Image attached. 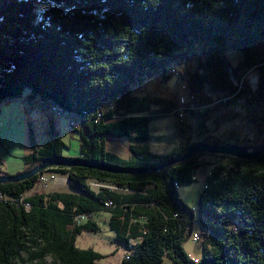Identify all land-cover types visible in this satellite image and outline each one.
I'll return each instance as SVG.
<instances>
[{
    "label": "trees",
    "instance_id": "trees-1",
    "mask_svg": "<svg viewBox=\"0 0 264 264\" xmlns=\"http://www.w3.org/2000/svg\"><path fill=\"white\" fill-rule=\"evenodd\" d=\"M262 39L264 0H0V103L26 90V101L33 106L50 111V105L57 104L66 115L89 111L83 125L73 128L79 132V156L64 155L66 143L54 114L48 119L50 138L40 147L29 122L32 150L24 156L28 167L45 157L62 156L149 169L180 156L192 141L164 154L152 150L149 124L173 113L178 101L136 95L130 81L155 72L167 80L174 75L169 71L173 63L193 56L195 68L182 72L191 90L202 94L206 88L210 101L213 93L224 95L209 108L185 112L197 120L195 139L256 143L233 131L228 132L233 140L222 139L209 124L239 117L241 109L230 106L243 98L253 112L249 120L264 132V54L253 55V45ZM227 49L240 50L242 60L232 63ZM253 69L256 88L243 78ZM234 78L243 81L236 85ZM112 101L114 106L98 117L96 106ZM116 109L125 115L115 117ZM106 135H127L131 156L108 151ZM203 154L137 174L54 166L66 174L71 187L67 191L27 194L43 171L22 181L1 182L0 191L25 196L32 206L0 201V264L21 261L23 250L42 263L52 254L54 264H102L100 251L77 246V234L97 231L98 223L88 219L70 227L75 213L99 209L110 211L117 242L133 251L120 264H161L165 255L174 264H264V153L249 160L209 153L217 160L195 212L176 183L196 180L197 168L209 162ZM224 157H232L233 165L221 161ZM95 180L112 186L93 188L90 181ZM109 198L114 205L105 208ZM197 217L206 230L203 256L196 260L186 253L184 242Z\"/></svg>",
    "mask_w": 264,
    "mask_h": 264
},
{
    "label": "rangeland",
    "instance_id": "rangeland-1",
    "mask_svg": "<svg viewBox=\"0 0 264 264\" xmlns=\"http://www.w3.org/2000/svg\"><path fill=\"white\" fill-rule=\"evenodd\" d=\"M253 48V55L255 57L260 56L262 53L264 54V39L255 43ZM226 54L228 55V59L232 61L235 65L241 61V57L243 56L242 52L236 49H227ZM179 64V63H178ZM196 61L194 57L188 56L186 59H183L182 63L179 64L180 71H184L187 68L192 69L195 68ZM243 78L248 80V83L253 85L254 79L252 82V78L255 76V69L247 70L244 72ZM254 76V77H253ZM235 80V78H234ZM176 74L169 77V79L165 80L162 77L161 72H155L153 75H148L146 77L137 78L135 77L130 81L131 86L133 88V92L136 95L140 94H148L150 97H154L156 95L162 96L165 99L174 100L177 103L179 96V82ZM252 82V83H251ZM239 84V82H237ZM252 88V87H251ZM208 92L206 89L202 91L201 99L206 102H209ZM28 95V91L23 90V95L21 97L14 98V100H8L0 103V169L7 171L9 174L16 173L19 171H23L26 169L27 164L24 162V156L26 153H29L32 150V145L30 141V136H28L29 132V122L32 123L34 128V135L36 137L38 147L42 146L49 138V122L48 119L51 118L52 113L49 109L45 107H38V105H32L33 102L26 101V97ZM224 97V95L220 94H212L210 98H212V105L216 99ZM36 99L40 102L38 96ZM205 103V102H204ZM205 105L203 106V108ZM232 109L240 108L241 109V117H237L236 119H232L235 126L239 125V132L235 134L239 137H246L252 139V141L257 142L261 141L264 136V132L260 133L257 127V123L251 119V113H253L248 107L246 102L237 101V103L232 104ZM160 108V109H159ZM202 108V109H203ZM153 109L161 110V106L154 105ZM115 117L125 115L122 110L116 109ZM187 116H185L184 121L180 124L178 121L177 115L174 113H168L167 115H161L160 117H156L149 124L151 127L152 137L150 138V146L152 150L159 153H166V151H170L174 148L179 149L183 144H186L188 140L194 142L195 138H197V120L193 118L190 112H187ZM68 114V113H67ZM57 120V127L60 131V136L64 139L66 145L62 148L65 156H79V148H80V138L79 132L76 129H73L66 122L65 115L56 114L54 116ZM246 118L247 120H243ZM225 121L221 125L216 124L215 122L210 121L209 127L212 130V133L217 134L222 139L225 140H233L228 137L227 130L229 125H233ZM242 129V130H241ZM106 148L108 151H113L119 153L121 156L130 157V148L129 145L132 140L126 135L124 137L121 136H105ZM205 141H208L210 138L205 137ZM212 154H207L205 157L210 158ZM216 157V156H214ZM224 160L226 162H230L232 166L233 158L232 157H224L221 161ZM202 168L206 170L208 167H198L196 180H193L191 183H183L180 188V195L182 199L188 204L189 207L197 206L199 203V194L203 191L204 180L202 175ZM57 170V169H56ZM56 177L58 181L53 182V184L49 187H44L42 185L35 186L32 189L27 191V194L34 193L39 191H49L53 192V190H70L69 180L67 179L66 174L61 170H57ZM46 174H50V171L46 170ZM97 181V180H95ZM91 181V183L95 182ZM92 185V184H91ZM108 185V184H107ZM93 188H101L103 186L92 185ZM110 211H104L103 209H99L95 211V222L98 223L99 229L97 231L91 232L89 230H82L77 234V246L79 247H88L94 248L100 251L104 257L100 258L98 261L102 264H120V261L124 257L129 254H132L130 249H127L125 245L117 242L116 237L114 236L115 230H113L110 226ZM189 217V216H188ZM192 230H187V235L185 236L187 240L184 242L186 253L189 254L194 259L201 258L203 256L204 243L203 236L206 230V226L201 223L199 217L192 223ZM194 232H200L202 234L200 240H194L192 236H194ZM138 239L133 240V243L137 242ZM54 256L47 255L44 258L45 263L39 262L38 259L32 260L30 258V252L28 250H23L21 261L13 259V264H54L53 262ZM161 264H174V261L170 255H165L163 263Z\"/></svg>",
    "mask_w": 264,
    "mask_h": 264
},
{
    "label": "built area",
    "instance_id": "built-area-1",
    "mask_svg": "<svg viewBox=\"0 0 264 264\" xmlns=\"http://www.w3.org/2000/svg\"><path fill=\"white\" fill-rule=\"evenodd\" d=\"M179 64H177L176 62L173 63L171 65V67H169V71H171L172 73L176 74V76L178 77L179 81H181L180 84V92H179V96H177L178 98V104L176 107H174V109H172V112L174 114L177 115L178 121L180 122V124L182 123L184 116H185V112L189 109L192 110H196V108H200L202 109L204 106V102L203 100L200 98L201 97V92L200 91H196L193 92L191 90V88L189 87V85L186 83L187 81H185V77L182 73V71H180L179 69ZM255 76V77H254ZM252 78V82L254 79V83H252L253 85H251V87L256 88L255 86L258 84V75L255 74ZM243 81V79H242ZM241 81V82H242ZM238 81L235 80L236 85H238L237 83ZM241 82L239 81V84H241ZM237 101H241L243 102V98H238ZM113 101L112 102H107V103H99L98 106H96V112L98 113V117H103L104 116V111L105 109H109L111 107H113ZM50 111L52 112V114L56 115H65L66 117V122L69 124V126L71 128L74 127H81L83 124V120L86 119V116L89 114V111L87 109H83V112H75V113H71L70 115H66V113L60 109L57 104L56 105H50ZM46 170L50 171V174H46ZM44 170L41 174H39V176L37 177V181L35 183V186H44V187H50L53 182L58 181L56 175H57V170L54 168H48ZM91 183V181H90ZM95 183L97 185L100 186H105V187H109L112 186L111 184L107 185L104 182L101 181H95L93 183H91L92 185H95ZM204 187L203 188H207V184H205V182L203 183ZM176 185L179 187L180 183H176ZM33 190V188H31ZM33 192L36 193V191L34 190ZM0 201L6 202V203H11V205H14L16 207H20L23 206L26 209H30L31 208V204L30 201L25 199V196H21V195H16V196H8L6 193H3L2 191H0ZM112 205H114L112 199L109 198V200H105V208H109ZM198 206H192L191 210L198 212L197 211ZM178 216V214H177ZM95 218V213L94 212H90V211H80L78 213L74 214V217L72 219V223L70 224V227H74L77 225H80V223L86 222L88 219L93 220ZM203 218L206 220L207 216H203ZM202 234L200 232H194V236H192V238L194 240H200L201 239ZM132 251V250H130ZM133 252V251H132ZM166 252V251H165ZM131 255V254H129ZM129 255H127L126 257H129ZM197 260V259H196Z\"/></svg>",
    "mask_w": 264,
    "mask_h": 264
},
{
    "label": "water",
    "instance_id": "water-1",
    "mask_svg": "<svg viewBox=\"0 0 264 264\" xmlns=\"http://www.w3.org/2000/svg\"><path fill=\"white\" fill-rule=\"evenodd\" d=\"M218 153L219 155L228 154L232 157H238L245 160H249L251 158H256L259 155H263L264 153V136L261 141L250 144H242V143H232L231 141H222L220 144L214 142H205L204 139H195L194 142L188 144L185 152L181 153L180 156L174 157L165 163H160L158 165H154L151 168H120V166H115L113 164L107 165L104 162H93L92 160L87 159H79L78 157H62V156H54V157H45L39 160L37 163L35 162L31 166L27 167L25 170H21L16 173L9 174L8 172H0V183L1 182H12L25 180V178H29L34 174H39L41 171H44L48 168H53L54 166H64L68 167L71 165L78 166H90L92 168H101L106 171H119V172H133V173H142V172H151L153 170L163 169L166 165H171L173 163H178L183 160L191 159L195 153Z\"/></svg>",
    "mask_w": 264,
    "mask_h": 264
},
{
    "label": "crops",
    "instance_id": "crops-1",
    "mask_svg": "<svg viewBox=\"0 0 264 264\" xmlns=\"http://www.w3.org/2000/svg\"><path fill=\"white\" fill-rule=\"evenodd\" d=\"M206 88H204L203 90H205ZM207 90V89H206ZM208 91V90H207ZM210 93L208 92V95H209ZM213 94H216V93H213ZM141 95V94H140ZM205 103H204V105H205V107L204 108H209L211 105V103H212V101H209V102H206V101H204ZM232 106V105H231ZM230 106V107H231ZM203 108V109H204ZM232 108V107H231ZM186 116H187V114H186ZM52 117H53V115H52ZM239 117H241V116H239ZM55 118V117H54ZM56 119V118H55ZM54 119V120H55ZM243 120H247L246 118H243ZM229 121V120H228ZM228 121H226V122H228ZM225 123V122H224ZM230 123H232L233 125H229L227 128V130H229V131H233L234 133H236V132H239V125L237 124V126H235V124L233 123V120H231V122ZM242 130V129H241ZM212 131V130H211ZM208 154V153H207ZM207 154H205V155H207ZM205 155L203 154L202 155V158L205 160V161H209L208 162V164H206V165H202V166H199V167H208L209 166V168L207 169V171L206 170H203V168H202V175H203V178H205V180L204 181H206V178H207V175H208V173L210 172V169H211V167H213V163H214V161H216L217 159H216V157H214V155H212L210 158H207V157H205ZM28 167V165L26 166V168ZM0 172H7V171H4V170H2V169H0ZM197 173V172H196ZM181 186V185H180ZM179 194H181V193H179ZM181 196V195H180Z\"/></svg>",
    "mask_w": 264,
    "mask_h": 264
},
{
    "label": "bare ground",
    "instance_id": "bare-ground-1",
    "mask_svg": "<svg viewBox=\"0 0 264 264\" xmlns=\"http://www.w3.org/2000/svg\"><path fill=\"white\" fill-rule=\"evenodd\" d=\"M255 79V78H254Z\"/></svg>",
    "mask_w": 264,
    "mask_h": 264
}]
</instances>
